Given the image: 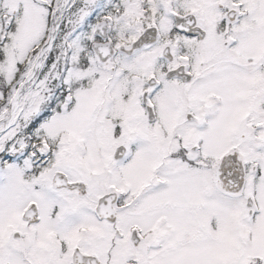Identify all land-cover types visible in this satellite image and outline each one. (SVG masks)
<instances>
[{
	"label": "snow or ice",
	"instance_id": "1",
	"mask_svg": "<svg viewBox=\"0 0 264 264\" xmlns=\"http://www.w3.org/2000/svg\"><path fill=\"white\" fill-rule=\"evenodd\" d=\"M0 264H264V0H0Z\"/></svg>",
	"mask_w": 264,
	"mask_h": 264
}]
</instances>
